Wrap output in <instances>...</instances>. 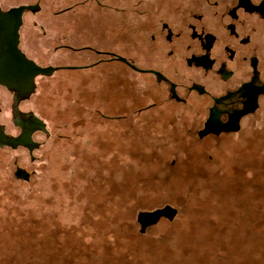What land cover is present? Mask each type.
<instances>
[{"label":"rangeland","instance_id":"1","mask_svg":"<svg viewBox=\"0 0 264 264\" xmlns=\"http://www.w3.org/2000/svg\"><path fill=\"white\" fill-rule=\"evenodd\" d=\"M132 1L0 0L37 4L21 13L18 46L57 66L20 100L0 85L3 131L27 112L42 122L32 146L0 144V264H264V117L198 137L196 102L162 99L116 60L87 66L85 45L155 67L147 27L173 2L137 15ZM165 204L171 217L140 231L137 212Z\"/></svg>","mask_w":264,"mask_h":264},{"label":"flooded vegetation","instance_id":"2","mask_svg":"<svg viewBox=\"0 0 264 264\" xmlns=\"http://www.w3.org/2000/svg\"><path fill=\"white\" fill-rule=\"evenodd\" d=\"M92 1L100 9H107V0ZM164 1L132 3L138 6L134 8L136 14L143 15L155 3ZM171 1L173 14L159 13L147 27L145 48L156 51L155 67H142L125 57V61L120 60L121 55L107 46L85 45V49L96 55L87 66L116 60L141 74L147 73L162 99L185 104L196 102L195 111L203 117L196 131L198 137L236 133L245 127L242 122L248 126L251 117H264V0ZM177 12L180 14L176 15ZM122 15L119 13V18ZM171 60L182 65L170 67ZM183 67L193 73L184 74ZM7 88L12 89L17 100L24 97L19 89ZM205 122L215 123L212 128L216 130L202 131L207 127ZM14 123L17 128L14 134L6 133L0 126V144L28 147L14 141L21 132L30 130L31 135L39 127L37 119L19 114Z\"/></svg>","mask_w":264,"mask_h":264},{"label":"water","instance_id":"3","mask_svg":"<svg viewBox=\"0 0 264 264\" xmlns=\"http://www.w3.org/2000/svg\"><path fill=\"white\" fill-rule=\"evenodd\" d=\"M36 5V3L18 4L9 6L6 9L0 8V84L6 87L17 88L24 96L33 89V78L35 75L49 74L57 68V66L51 65H38L28 58L18 47V27L21 22V13L25 8L32 9ZM118 58L125 61L122 56H118ZM127 63L132 66L131 63ZM37 122L39 126L42 125L40 120L37 119ZM207 124L209 122H205V126L207 127L202 131L206 132L214 129L212 126L215 123L211 125ZM14 143L27 144L28 147L32 146L33 141L30 138V130L19 133ZM173 212L174 209L168 204L151 210L138 211L136 219L140 225V231L146 225L155 222L160 215L171 217ZM143 215L148 216V218L145 219Z\"/></svg>","mask_w":264,"mask_h":264},{"label":"trees","instance_id":"4","mask_svg":"<svg viewBox=\"0 0 264 264\" xmlns=\"http://www.w3.org/2000/svg\"><path fill=\"white\" fill-rule=\"evenodd\" d=\"M24 116H31V117H35L37 119V117L34 114H31L30 112L28 113H23Z\"/></svg>","mask_w":264,"mask_h":264},{"label":"bare ground","instance_id":"5","mask_svg":"<svg viewBox=\"0 0 264 264\" xmlns=\"http://www.w3.org/2000/svg\"><path fill=\"white\" fill-rule=\"evenodd\" d=\"M143 216H145V215H143ZM141 217H142V215H141ZM142 218H143V217H142ZM144 218L146 219V218H148V216H145Z\"/></svg>","mask_w":264,"mask_h":264}]
</instances>
